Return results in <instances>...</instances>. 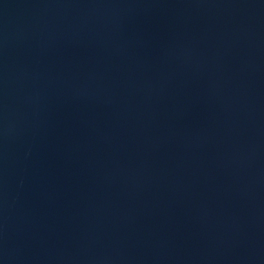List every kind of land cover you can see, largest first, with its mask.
<instances>
[{
    "label": "water",
    "instance_id": "95a60500",
    "mask_svg": "<svg viewBox=\"0 0 264 264\" xmlns=\"http://www.w3.org/2000/svg\"><path fill=\"white\" fill-rule=\"evenodd\" d=\"M0 264H264V0H0Z\"/></svg>",
    "mask_w": 264,
    "mask_h": 264
}]
</instances>
